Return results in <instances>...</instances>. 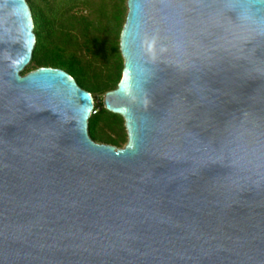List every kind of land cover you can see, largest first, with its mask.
Listing matches in <instances>:
<instances>
[{
	"label": "water",
	"instance_id": "95a60500",
	"mask_svg": "<svg viewBox=\"0 0 264 264\" xmlns=\"http://www.w3.org/2000/svg\"><path fill=\"white\" fill-rule=\"evenodd\" d=\"M126 5L118 147L0 0V264H264V0Z\"/></svg>",
	"mask_w": 264,
	"mask_h": 264
},
{
	"label": "trees",
	"instance_id": "16d2710c",
	"mask_svg": "<svg viewBox=\"0 0 264 264\" xmlns=\"http://www.w3.org/2000/svg\"><path fill=\"white\" fill-rule=\"evenodd\" d=\"M89 1L27 0L37 41L26 73L40 67H53L68 72L94 98V111L89 119L91 138L98 142L121 145L127 141L124 119L106 110L102 102H97L93 93L102 89L106 92L115 89L122 78L124 61L120 52V35L127 14L126 0H103V4L108 7L107 16L113 18L115 27L112 32L113 27L108 26L104 45L102 42L93 43L97 37L90 29H95L80 14ZM93 37L96 39L93 40ZM88 75L93 83H85ZM100 126L105 129L103 136L95 135V130Z\"/></svg>",
	"mask_w": 264,
	"mask_h": 264
},
{
	"label": "rangeland",
	"instance_id": "374dc122",
	"mask_svg": "<svg viewBox=\"0 0 264 264\" xmlns=\"http://www.w3.org/2000/svg\"><path fill=\"white\" fill-rule=\"evenodd\" d=\"M126 2H127V0H126ZM107 8L108 7H106V5L103 4V0H90L87 3L86 8L83 9L82 11H80V14L84 15L82 18H84L85 22H88V24L91 23L93 28L96 30L95 31L93 29H90L92 31V34L94 36L96 35L95 37H97V39L95 37H93V40L96 39L93 41V43H96V42L101 43L102 42V44L104 45L105 35H106L105 32L107 29L109 30V28H110L109 25H111L113 27V18L112 17L108 18L107 13H106L108 10ZM108 26H109V28H108ZM114 30H115V27L112 28V32ZM97 34H99V35H97ZM98 45H100V44H98ZM26 68L23 71V74L26 73ZM88 77H89V75H88ZM85 81H86L85 83H87V84L93 83V80L90 79V77L87 79L85 78ZM105 93H106V90L102 89V90L95 91L93 94H94L97 102L103 103ZM104 134H105V129L102 126L98 127L95 130V135H97V136H103ZM126 142H123L121 145H116V146L123 147L126 144ZM100 143H106V142H100Z\"/></svg>",
	"mask_w": 264,
	"mask_h": 264
}]
</instances>
